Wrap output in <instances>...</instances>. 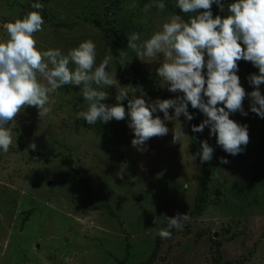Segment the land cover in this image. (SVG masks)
<instances>
[{
	"label": "rangeland",
	"instance_id": "1",
	"mask_svg": "<svg viewBox=\"0 0 264 264\" xmlns=\"http://www.w3.org/2000/svg\"><path fill=\"white\" fill-rule=\"evenodd\" d=\"M33 2L0 0V41L8 39L7 23L37 11ZM40 2L45 23L35 34L38 48H60L67 54L91 40L97 65L110 55L109 71L116 73L114 86L102 89L109 93L104 103L115 105L121 87L134 94L136 87L116 68L113 38L100 27L116 0ZM135 2V8L128 0L115 9L123 65L133 78L155 79L175 98L178 94L163 87L156 74L163 57L141 61L128 48L127 37L135 32L148 39L170 15L188 21L194 14L182 13L176 4L163 12L155 7L144 12L145 5ZM211 10L214 18L229 14L228 4L224 12L217 5ZM238 67L242 87L252 92L249 77L259 74L258 68L243 60ZM260 90L264 94V84ZM144 91L146 99L163 100ZM51 100L46 116L41 118L39 110L29 106L7 125L13 144L7 153L0 151V264H143L149 259L151 264H264V119L251 112L248 96L243 101L247 115L238 111L230 116L247 125L248 145L232 156L216 144L208 127L204 129L200 145L207 140L219 161L206 210L202 217L183 222L181 229L172 228L169 239L158 233L168 228L167 217L194 210L204 173L199 159L192 161L190 122L173 117L166 121L167 135L151 138L145 150L138 151L131 144L134 134L127 118L95 126L77 118L89 107L78 87L64 86ZM123 104L127 111V100ZM197 112L201 123L205 117ZM157 114L163 119V113ZM180 127L186 136L174 142L173 131ZM221 158L229 162L221 163ZM68 160L77 173L69 169Z\"/></svg>",
	"mask_w": 264,
	"mask_h": 264
},
{
	"label": "clouds",
	"instance_id": "2",
	"mask_svg": "<svg viewBox=\"0 0 264 264\" xmlns=\"http://www.w3.org/2000/svg\"><path fill=\"white\" fill-rule=\"evenodd\" d=\"M175 3L182 13L194 15L188 21L180 15H170L162 28L148 39L142 40L135 32L127 37L128 48L141 61L151 63L163 57L156 74L163 87L178 94L163 100L146 99L143 88H134V94L130 95L126 87H121L115 105L104 103L109 93L102 89L113 87L117 81L116 73L109 71L112 57L106 56L97 65L96 44L91 40L81 42L67 54L60 48H38L35 34L44 30L45 23L40 11L44 5L40 0L31 4L37 11L7 23L8 39L0 41V151L7 153L13 144L12 129L7 125L18 113L34 106L41 118L46 116L49 105L54 102L52 95L71 85L81 90L89 105L87 111L77 113L78 119L95 126L98 122L107 124L127 118V126L134 134L131 144L138 151H144L151 138L167 135L166 121L173 117L178 120L183 116L192 121L194 114L189 111L190 105L205 117L198 126H192L193 133H203L208 127L210 136L215 137L224 152L232 156L242 153L249 143L248 127L230 116L238 111L247 115L243 101L248 96L251 112L264 119V94L260 90L264 84V0H232L228 4L229 14L215 18L212 6L217 5L224 12L223 0H175ZM131 6H137L135 0ZM152 7L163 12L166 2L151 0L144 12ZM241 60L251 62L259 70V74L249 77L255 89L250 93H246L237 74ZM170 110L173 115L169 114ZM157 113H163V119ZM184 136L181 127L173 131L174 142ZM200 147L201 151L192 156V161L198 156L201 163L210 162L214 148L207 140ZM30 148L35 151L36 144L32 143ZM228 162L221 158V163ZM188 220L187 214L167 217L168 228L162 229L159 236L171 238V229H181Z\"/></svg>",
	"mask_w": 264,
	"mask_h": 264
},
{
	"label": "trees",
	"instance_id": "3",
	"mask_svg": "<svg viewBox=\"0 0 264 264\" xmlns=\"http://www.w3.org/2000/svg\"><path fill=\"white\" fill-rule=\"evenodd\" d=\"M124 1H128V0H116L114 7L110 8L109 10H106L105 24L100 26L102 30L114 40L111 48H112L113 58H114L117 70L119 71L120 75L125 79L126 83L132 87L143 88L144 90H148L152 93H156L158 96L162 97L163 99L174 98L166 90L158 86L155 79H148L144 77L135 79L132 77L131 71L124 67L123 58L120 53L121 46L118 44L119 41L121 40V36L117 28L116 18H115V15H116L115 11L119 9L121 3H123ZM140 1L144 5L151 3V0H140ZM165 2H166V7H169L170 9H172L173 4H176L175 0H165ZM231 2L232 0H223L224 4H229ZM80 19L84 23L91 21L89 18L87 19L80 18ZM189 111L194 114V119L190 121L191 128L193 125L198 126L200 124V120H199L197 110L192 109L191 106L189 105ZM200 140H201V133L192 132L191 142H190V153L192 156H196V154L201 151ZM21 149L24 150L25 147H21ZM196 159H199V157L197 156ZM201 164L204 167V173H203V177H202L199 189H198L194 210L187 214L189 217V220L203 216L206 210L208 200H209V188H210L211 179L214 176V174L217 172V170L219 169V161L214 155H213V159L210 162L201 163ZM68 166L72 172L77 173L73 168V163L71 160H68ZM88 192L91 193L90 188H88ZM108 209L111 212V214L115 216L112 209L111 208H108ZM151 262L152 260L149 259L147 262L143 264H151Z\"/></svg>",
	"mask_w": 264,
	"mask_h": 264
}]
</instances>
